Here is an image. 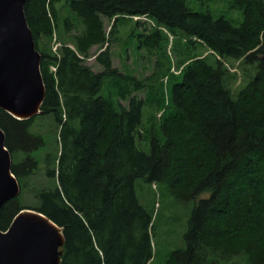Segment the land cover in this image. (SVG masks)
I'll return each mask as SVG.
<instances>
[{
    "label": "trees",
    "instance_id": "1",
    "mask_svg": "<svg viewBox=\"0 0 264 264\" xmlns=\"http://www.w3.org/2000/svg\"><path fill=\"white\" fill-rule=\"evenodd\" d=\"M209 2L25 0L44 97L30 118L0 108V128L21 187L38 168L33 152L45 144L36 120L57 128L56 163L46 168L53 182L38 189L33 209L62 228L60 264L150 263L153 210L140 202L137 179L192 203L184 246L161 255L160 264H233L239 256L264 264V0H227L234 16ZM136 16L154 24L137 35L148 51L179 31L208 52L185 60L167 86L161 75L145 84L119 72L110 44L119 19ZM74 18L83 26L75 33ZM106 19L114 20L108 32ZM55 32L56 53L41 45ZM95 45L99 71L86 63ZM225 59L253 71L238 89ZM21 209L20 196L7 200L0 229Z\"/></svg>",
    "mask_w": 264,
    "mask_h": 264
},
{
    "label": "rangeland",
    "instance_id": "2",
    "mask_svg": "<svg viewBox=\"0 0 264 264\" xmlns=\"http://www.w3.org/2000/svg\"><path fill=\"white\" fill-rule=\"evenodd\" d=\"M209 5L215 9L226 10L225 12L229 15H235L231 9H228L227 0H210ZM194 6L200 8L198 4ZM206 7L207 5L204 3L201 6V8ZM60 13L62 15L64 10L60 11ZM113 22L114 20H104L107 32L110 30ZM136 22L139 24L136 25ZM73 23L75 26L74 30H72L73 33L83 29L78 18H74ZM143 24L146 25L148 30L154 25L143 16L119 19L117 24L118 31L116 33L117 39L110 44V51L111 64L114 68L121 73L135 76L145 84L155 83L159 75H161V79L166 84L165 86H167V82L171 77L170 73L177 74L185 60L192 55H204L208 52L207 48L204 47H190L184 34L179 31L175 35L167 32L166 38L161 41L160 45L156 49L148 51V49L138 43L137 35L147 32ZM41 45L46 46L47 49L51 48L56 53L60 45L58 34L55 32L51 40L43 39ZM101 49L100 46H93L90 50L91 57L86 61L95 71H99L102 68L94 59L96 53ZM225 63L236 74L230 83L232 89H238L244 85L253 72L249 66L244 67L239 61L225 59ZM243 72H246V74H243ZM154 73H156V76L148 80ZM145 91L146 89H143L137 93L141 97H144ZM123 103L125 104L124 101ZM33 130H40L45 139L44 146L32 154L38 161V168L23 180L22 187L17 178L15 181L19 187V194L17 196H20L23 208L35 210L33 209L36 205L34 195L38 189L48 188L52 185L53 179L46 175V168L48 166L52 168L55 165V158L59 148L58 143L54 139L57 128L50 119L36 120ZM17 158L18 160L22 159L23 155L19 154ZM48 160L51 161L50 164H47ZM135 188L140 202L147 208L151 207L153 210L154 226L152 238L153 247H155L153 253L155 255L149 264H160L161 255L184 246L183 232L192 203L175 201L168 194L164 195V193L159 195V188L156 184L150 186V184L144 183L142 179L136 180ZM61 247V245L57 247V252L61 251ZM242 258L244 259L241 256L234 258L232 260L233 264H246L243 262L246 259L243 260Z\"/></svg>",
    "mask_w": 264,
    "mask_h": 264
},
{
    "label": "water",
    "instance_id": "3",
    "mask_svg": "<svg viewBox=\"0 0 264 264\" xmlns=\"http://www.w3.org/2000/svg\"><path fill=\"white\" fill-rule=\"evenodd\" d=\"M24 2L0 0V108L18 118L11 109L24 111L40 98L38 111L22 119L40 113L45 91L40 71L41 57L26 22ZM11 165L12 157L0 128V208L19 194ZM27 210L38 215L36 224L15 222L20 210L7 229H0V264H60L61 251L56 249L64 243L62 228L42 213ZM49 221L59 229L62 236L60 244L55 242L56 230L47 226Z\"/></svg>",
    "mask_w": 264,
    "mask_h": 264
},
{
    "label": "bare ground",
    "instance_id": "4",
    "mask_svg": "<svg viewBox=\"0 0 264 264\" xmlns=\"http://www.w3.org/2000/svg\"><path fill=\"white\" fill-rule=\"evenodd\" d=\"M39 103H40V98L35 101L32 105L31 108H27L24 111H20L17 112L14 109H11L10 111L12 112V114H14L15 116H17L18 118L22 119L24 117L29 116L31 113H34L36 111H38L39 109ZM36 216H38L37 214H35V212H32L30 210L24 209L21 210L15 217V222H31L33 224H36L35 218H37ZM51 230H56V237H55V242L58 244L61 243L62 241V236L59 232L58 227L56 226V224H54L53 222L49 221L48 225H47Z\"/></svg>",
    "mask_w": 264,
    "mask_h": 264
}]
</instances>
